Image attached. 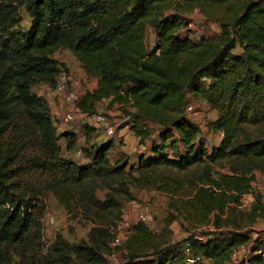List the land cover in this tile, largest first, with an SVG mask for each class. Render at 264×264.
Returning <instances> with one entry per match:
<instances>
[{"label":"trees","instance_id":"1","mask_svg":"<svg viewBox=\"0 0 264 264\" xmlns=\"http://www.w3.org/2000/svg\"><path fill=\"white\" fill-rule=\"evenodd\" d=\"M171 9L176 12L167 14ZM195 11L219 27L217 36H181L189 23L179 13ZM148 27L156 37L151 49ZM62 49L97 78V88L78 103L82 112L94 114L95 103L109 99L130 105L135 122L161 128L159 144L151 146V157L140 158L138 171L202 169L183 206L197 225L229 230L205 242L188 239L193 251L211 264H229L238 248L247 247L240 264H264V248L243 232L264 220V203L257 196L249 212L237 210L264 177V0H0V264L10 263L8 245L21 243L34 224L36 202L22 180L29 171L49 177V189L65 206L85 203L109 216L120 210L112 195L99 201L92 194L100 180L121 181L127 167L108 158L113 140L85 149L84 165L62 158L48 105L32 92L37 84L54 87L61 72L55 54ZM191 97L216 112L208 128L222 137L212 150L187 119ZM219 164L229 173L213 177ZM109 237L107 228L95 226L91 245L60 239L54 248L64 264L73 257L80 264H107L102 251ZM155 238L146 224H137L120 264H173L175 255L143 258L149 249L160 254Z\"/></svg>","mask_w":264,"mask_h":264},{"label":"rangeland","instance_id":"2","mask_svg":"<svg viewBox=\"0 0 264 264\" xmlns=\"http://www.w3.org/2000/svg\"><path fill=\"white\" fill-rule=\"evenodd\" d=\"M175 12L171 9L167 11V14ZM22 14L24 17L22 24L27 26L29 20L24 12ZM179 14L186 18L187 24L189 23L188 27L181 30V36L185 37L187 34L190 36L189 31L191 30L205 38L219 34V27L206 21L198 11L192 14ZM155 42V31L148 27L147 46L149 49L153 48ZM55 58L60 64L61 72L71 74L79 82L75 90L79 92L80 98L97 88V78L87 75L81 63L70 51L59 50ZM45 86L37 84L32 88V92L40 96L48 105L49 116L54 126L56 125L60 137L58 145L62 158L71 160L77 165H84L88 161L85 149L99 142L113 140L114 147L108 153V158L112 163L121 160L126 163L127 167L120 177L121 181L100 180L92 194L99 201H104L112 195L118 201L120 210L114 211L115 215L109 216L105 212L99 215L100 212L96 208L85 203L81 205L72 201L70 206H65L49 189V177L29 171L22 177V180L28 194L33 196L36 202L34 224L21 243L8 245L9 264H64V259L54 248L57 241L62 239L69 245L80 243L91 245L89 232L95 226H104L110 232L106 244L107 249L102 251L107 264H120L126 261L128 241L135 226L140 222L146 224L148 230L155 234L153 245H159L157 248L159 255L154 254L153 249H149L143 257L153 262L157 260V256L168 259L175 255L173 264H188L183 255V246L188 239L192 242H205L208 238L216 239L228 233L227 227L217 229L211 222L197 225L194 217L183 206L195 191L197 181L202 174V169L198 166H193L186 171L164 167L158 168L153 173L149 170L147 172L138 171L140 158L151 157V146L159 144L158 136L161 128L158 125L151 122H135L130 105L122 107L120 104L112 103L109 99L96 102L94 114L104 116L115 128L113 137L106 136L103 127L89 124L92 122L85 119L86 116H79L73 122L64 124L62 119L64 106L59 96L54 95L53 87H50L54 96L55 109H58V112L52 110L47 101V92L43 90ZM74 109L76 110L77 107ZM186 115L189 121L199 126L198 138L209 150L219 144L220 133L208 128V124L217 117L215 111L205 103L191 97V104ZM60 124L67 126V129L71 128L64 132L70 140L69 143L63 135L64 128L59 127ZM138 130H141V133ZM226 173H229L226 164L213 166V177ZM164 179L172 183L167 184L163 181ZM174 189L177 192H173ZM257 196L264 203V177L261 176H258V180L254 183L253 194L240 201V206L237 208L238 214L249 212ZM77 198L78 196L75 200ZM116 216L119 218H115ZM142 216L144 219H141ZM109 220L112 221L109 222ZM243 232H247L253 240H257L253 245L264 248V220H259L254 225L244 228ZM116 237L121 240L119 245L114 244ZM249 250L247 247L238 248L229 264H240L241 260L250 253ZM67 264L80 263L73 257ZM200 264L211 263L204 258Z\"/></svg>","mask_w":264,"mask_h":264},{"label":"built area","instance_id":"3","mask_svg":"<svg viewBox=\"0 0 264 264\" xmlns=\"http://www.w3.org/2000/svg\"><path fill=\"white\" fill-rule=\"evenodd\" d=\"M190 37L194 41H199L201 39V35L198 32H193V30L189 33ZM79 82L74 79V77L66 72H60L57 76L56 83L53 87L54 95L59 96L61 103L64 106L63 112V123L69 124L73 122L79 116H86L85 119L91 121L93 124L99 127L104 128V132L106 136L113 137L115 135V128L106 120L104 116L95 115V114H85L82 112L78 103L81 100L79 92L75 90L78 87ZM74 107H77L75 110ZM141 219H144L143 216ZM121 242L119 237H116L114 240L115 245H119ZM183 254L185 256L186 262L188 264H198L203 261V257L199 254H196L193 251V246L190 241H186L183 246Z\"/></svg>","mask_w":264,"mask_h":264},{"label":"crops","instance_id":"4","mask_svg":"<svg viewBox=\"0 0 264 264\" xmlns=\"http://www.w3.org/2000/svg\"><path fill=\"white\" fill-rule=\"evenodd\" d=\"M43 90H46V92H47V101L50 103V107H52V110L54 111V112H58V109H55V103L53 102V100H54V96L52 95V93H51V89H50V87L48 86V85H46L44 88H43ZM41 94H42V92H41ZM41 94H39V95H41ZM53 112V113H54ZM60 121V120H59ZM56 126V125H55ZM59 127L60 128H64L63 130H62V132L64 133V132H66V131H68L69 129L71 130V128H69V129H67L66 127L67 126H63V125H59ZM220 140H221V137H222V134L220 133ZM220 142V141H219Z\"/></svg>","mask_w":264,"mask_h":264}]
</instances>
